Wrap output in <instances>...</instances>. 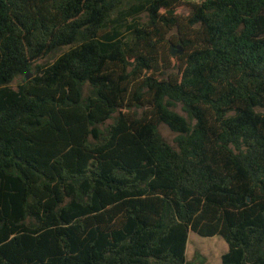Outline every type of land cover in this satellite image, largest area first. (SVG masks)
<instances>
[{
  "label": "trees",
  "instance_id": "1",
  "mask_svg": "<svg viewBox=\"0 0 264 264\" xmlns=\"http://www.w3.org/2000/svg\"><path fill=\"white\" fill-rule=\"evenodd\" d=\"M183 5L0 0V264H264V0Z\"/></svg>",
  "mask_w": 264,
  "mask_h": 264
},
{
  "label": "rangeland",
  "instance_id": "2",
  "mask_svg": "<svg viewBox=\"0 0 264 264\" xmlns=\"http://www.w3.org/2000/svg\"><path fill=\"white\" fill-rule=\"evenodd\" d=\"M195 1L197 0H185L186 5H183L181 8H179L177 13L182 17L188 16L190 14V8L188 4ZM173 37L175 40L176 31L173 32ZM163 51L171 62L172 69L168 73H176V65L179 63V58L185 54V48L179 44L178 41L176 43L170 44L167 42L166 46L163 48ZM172 51L175 53V55L172 54ZM27 80H29V78L25 79L24 77H20L12 84V86L13 88L17 89L20 84L26 82ZM177 111L180 114L187 116L182 111L181 107H178ZM160 133L167 142L173 146L175 145L174 141L176 134L173 133L167 125L160 126ZM228 250L229 245L221 236L206 238L191 232L186 252L187 264H222L221 258L225 253L228 252Z\"/></svg>",
  "mask_w": 264,
  "mask_h": 264
},
{
  "label": "water",
  "instance_id": "3",
  "mask_svg": "<svg viewBox=\"0 0 264 264\" xmlns=\"http://www.w3.org/2000/svg\"><path fill=\"white\" fill-rule=\"evenodd\" d=\"M172 54L175 55V53L172 51Z\"/></svg>",
  "mask_w": 264,
  "mask_h": 264
}]
</instances>
